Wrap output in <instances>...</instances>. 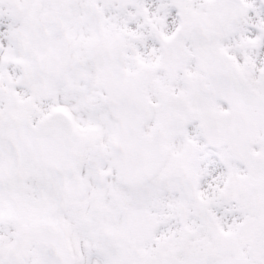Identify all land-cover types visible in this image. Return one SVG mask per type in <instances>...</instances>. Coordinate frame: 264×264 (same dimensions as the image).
Instances as JSON below:
<instances>
[{
    "label": "snow or ice",
    "instance_id": "obj_1",
    "mask_svg": "<svg viewBox=\"0 0 264 264\" xmlns=\"http://www.w3.org/2000/svg\"><path fill=\"white\" fill-rule=\"evenodd\" d=\"M0 264H264V0H0Z\"/></svg>",
    "mask_w": 264,
    "mask_h": 264
}]
</instances>
